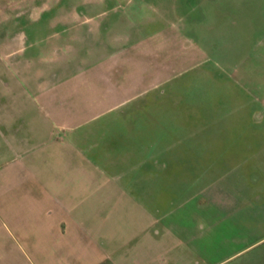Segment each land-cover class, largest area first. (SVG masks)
Returning <instances> with one entry per match:
<instances>
[{"label": "rangeland", "instance_id": "rangeland-1", "mask_svg": "<svg viewBox=\"0 0 264 264\" xmlns=\"http://www.w3.org/2000/svg\"><path fill=\"white\" fill-rule=\"evenodd\" d=\"M0 264H264V0H0Z\"/></svg>", "mask_w": 264, "mask_h": 264}, {"label": "crops", "instance_id": "crops-1", "mask_svg": "<svg viewBox=\"0 0 264 264\" xmlns=\"http://www.w3.org/2000/svg\"><path fill=\"white\" fill-rule=\"evenodd\" d=\"M10 52H11V53H9L7 56H8V57H11V58H14V56H16V55H15V50L12 49ZM12 65H15V62H13ZM25 192H26V194H28V195H27L28 197H31L32 194H31V190H30V189H25ZM39 195H40V197H41V193H40ZM35 203H37L38 208L41 207V206H45V201H44V200H41L40 198H38V200L35 201Z\"/></svg>", "mask_w": 264, "mask_h": 264}]
</instances>
